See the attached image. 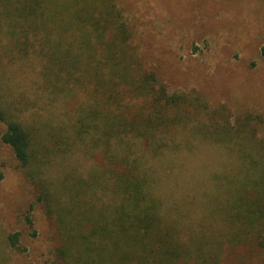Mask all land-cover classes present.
<instances>
[{
	"label": "rangeland",
	"instance_id": "obj_1",
	"mask_svg": "<svg viewBox=\"0 0 264 264\" xmlns=\"http://www.w3.org/2000/svg\"><path fill=\"white\" fill-rule=\"evenodd\" d=\"M117 4L139 67L154 72L171 94L186 98L194 116L175 136L181 148L150 159L160 177L155 193L164 203L161 214L185 226L184 241L203 230L221 235L231 207L246 192L254 198L253 182L264 185V0ZM2 20L0 105L30 132L33 160L23 168L0 141V264H65L56 225L38 201L40 188L56 191L60 174L75 170L85 176L100 159L86 153L91 139L76 142L70 128L80 92L69 98L58 86H48L49 59L34 43L10 36L11 27ZM56 135L66 138L65 147H74L62 158L56 156ZM221 256L222 264L264 263L256 246L226 248Z\"/></svg>",
	"mask_w": 264,
	"mask_h": 264
},
{
	"label": "trees",
	"instance_id": "obj_2",
	"mask_svg": "<svg viewBox=\"0 0 264 264\" xmlns=\"http://www.w3.org/2000/svg\"><path fill=\"white\" fill-rule=\"evenodd\" d=\"M2 19L10 36L34 43L49 59L48 86L69 98L80 92L70 128L76 142L91 139L86 153L100 159L85 176L75 170L60 174L56 191L40 188L38 201L56 225L65 264H222L226 248L264 252L263 181L252 183L253 199L246 192L231 207L218 236L203 230L184 241L185 226L161 214L164 203L155 193L160 177L150 159L181 148L175 136L194 116L186 98L139 67L117 0H0V25ZM0 124V141L28 168L30 132L2 105ZM64 142L56 135L59 158L74 148ZM18 236H10L12 247Z\"/></svg>",
	"mask_w": 264,
	"mask_h": 264
}]
</instances>
